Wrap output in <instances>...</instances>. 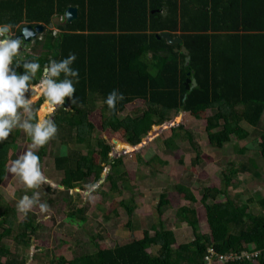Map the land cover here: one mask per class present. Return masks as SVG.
I'll return each mask as SVG.
<instances>
[{"label":"trees","instance_id":"trees-1","mask_svg":"<svg viewBox=\"0 0 264 264\" xmlns=\"http://www.w3.org/2000/svg\"><path fill=\"white\" fill-rule=\"evenodd\" d=\"M70 7L78 9V19L67 26L59 21L55 34L50 25L56 17L64 19ZM38 24L46 27L40 38L30 44L13 41L8 71L4 79L0 75V101L7 104L16 91L32 97L31 88L41 83L45 69L55 63V89L64 103L42 131L37 127L36 112L43 101L34 104L29 133L38 138L26 141L39 144L30 158L33 164L47 157L50 142L60 141L68 149L60 153L57 148L53 157L54 169L62 174L60 188L65 192L83 189L91 178L99 182L105 167H110L106 178L110 191L115 193L119 182L125 181L123 158H112L107 141L95 138L90 115L99 103L103 105L102 129L124 133L126 143L113 141L117 151L123 145L138 146L153 127L170 122L175 113L198 117L210 111L206 133L212 148L223 149L235 136L247 138L243 125L262 127L257 148L264 160V0H0V29L6 27L18 34L22 26ZM161 33L182 42L172 45L160 38ZM183 47L189 52L188 65ZM0 51L3 55V49ZM192 78L197 87L189 91L185 83ZM47 88V82L39 86L38 96ZM138 101L148 109L142 112L137 108L134 117L120 116ZM55 107L44 103L40 126ZM182 130V125L172 130V137L165 142L168 148L177 149L176 139ZM19 136V130L0 126V186L18 150ZM185 138L193 142L187 130L180 140ZM70 143L85 145L88 151L70 150ZM235 148L243 156L248 152L247 148ZM195 150L193 163L197 164L200 153ZM96 154L101 158L99 164L94 161ZM237 173L233 169L229 176ZM225 177L223 188L202 191V204L212 203L207 213L210 236L200 232L196 209L184 206L176 216L192 229L194 239L175 249V233L165 228L161 218L163 207L168 206L166 195H162L154 235L146 231L142 238L135 237L113 249L99 248L92 256L71 260L58 257L48 264H206L209 249L220 255L240 254L251 246L261 252L258 264H264V213L253 214L249 205L229 197L217 202L218 197L228 196L231 179ZM175 190L189 202H197L190 187L177 185ZM258 204L264 210V198ZM121 205L126 207V202ZM133 213L128 207V215ZM0 221V264H27V259L11 252L5 240H12L16 249H31L41 229L36 218L18 223L15 209L0 202ZM66 222L81 227L86 223L84 210L70 211ZM155 246L158 252H149Z\"/></svg>","mask_w":264,"mask_h":264},{"label":"rangeland","instance_id":"rangeland-1","mask_svg":"<svg viewBox=\"0 0 264 264\" xmlns=\"http://www.w3.org/2000/svg\"><path fill=\"white\" fill-rule=\"evenodd\" d=\"M1 39L0 35V50L3 41ZM8 67L6 52L1 55L0 51V75L3 79ZM48 80L49 77L44 75L41 83L31 88L33 96L30 98L26 93L16 91L7 104L0 101V126H9L10 131L19 130L21 137L18 150L8 163L6 179L0 186V202L15 209L18 223L36 218L41 226L31 249H16V244L12 240H5L11 252H16L21 258L27 259V264H48L58 257L71 260L85 254L92 256L99 248L113 249L132 242L135 237L142 238L146 231L154 235L153 226H157L161 216L158 204L162 195H166L168 201V206L162 210V221L165 222L166 229L172 230L175 236L179 237V244L194 239L188 225L179 222L176 216L178 210L184 206L196 209L200 232L204 236H210L211 230L207 225L206 216L209 211L208 205L212 203L202 204V191L204 188H223L225 176L231 179L228 196L218 197L217 202H224L229 197L240 205H249V211L253 214L264 213L258 204V200L264 197V160L260 159L257 148L262 127L253 129L243 125L249 136L247 138L235 136L230 144L218 150L211 147L207 138L206 126L210 111L198 117L188 113H175L170 122L162 125L157 137L145 144L142 149L136 151L127 145L121 146L119 157L116 158H123L121 172L125 174L123 177L125 181L119 182L120 188L115 193L110 191V183L106 182L110 167L104 168L102 180L99 182L91 178L83 184V189L65 192L60 188L62 174L54 169L53 157L57 148L60 149V153L64 151L67 153L68 149L63 148L60 141L50 142L47 145V157L42 163L33 164L30 158L38 150L39 144L33 145L26 141L28 137L38 138L36 134L29 133L28 120L35 112L34 104L43 101L36 112L39 131L50 124L51 114H55L63 105L56 106L40 126L41 107L51 95L58 94L54 88H47L45 93L38 96L37 88L42 87ZM48 85L47 83V87ZM4 93L8 97L9 90L6 89ZM137 108L142 109V112L148 109L146 104L140 101L127 106L120 116L134 117ZM102 109L103 105L99 103L90 115V121L96 128L95 138L105 139L114 151L113 141L119 139L125 142L124 133L102 129ZM180 125L184 126V130L178 132L180 136L182 137L187 130L192 134L193 142L186 138L180 140V137L176 139L177 149L172 150L165 142L172 137V130ZM236 146L248 149L245 156L237 153ZM195 147L200 153L197 164L193 163L197 156ZM69 149L84 153L88 151L85 145L75 146L73 143H70ZM124 151L127 154H124ZM94 161L96 164L101 163L100 156L96 154ZM233 169L238 173L229 176ZM123 184L127 187L125 188ZM177 185L190 187L197 202L191 203L186 200L183 194L175 190ZM122 201L126 202V207L121 205ZM128 207L134 210L132 216L128 215ZM77 209H83L86 217V223L81 227L66 222L68 213ZM176 247L177 244L174 248ZM149 252L155 254L153 250Z\"/></svg>","mask_w":264,"mask_h":264},{"label":"water","instance_id":"water-1","mask_svg":"<svg viewBox=\"0 0 264 264\" xmlns=\"http://www.w3.org/2000/svg\"><path fill=\"white\" fill-rule=\"evenodd\" d=\"M78 16H79V12H78V9L76 7L68 8L64 14L65 23L63 25L67 26V23H71V22L77 20ZM59 20L60 19L58 17L54 18L53 23L50 25V28H52L53 26L59 27ZM3 31L6 32L7 28H3ZM45 32H46V27L43 24H38L36 26H34V25L22 26L20 28L19 34L14 36V40H15V42L23 41L25 44H30L33 41L37 40L40 36L44 35ZM160 38L167 40L172 45L176 44V43L180 44L182 42L180 39H172L171 35L169 33H161ZM182 53H184L187 56L186 57V65H188L190 62L189 52L185 47H183ZM54 71H55V63L51 64V69H45V71H44V74H46L50 79L49 86L51 88L52 87L55 88V86H56L55 81L53 80ZM185 85H186V88L189 91H191L197 87V81L194 78L188 79L186 81ZM51 99L52 98H49L48 101L54 102V100H51ZM60 99L64 102L63 97H60ZM53 116H54V114H51V117H53ZM162 127L163 126L153 127L151 132L142 140L141 144H139L138 146H132L134 148V150L137 151L138 149H142L145 144H148L151 140H154L157 137L160 130H162ZM112 153H113L111 155L112 158L119 157V151L114 150ZM124 154H127L126 151H124Z\"/></svg>","mask_w":264,"mask_h":264},{"label":"built area","instance_id":"built-area-1","mask_svg":"<svg viewBox=\"0 0 264 264\" xmlns=\"http://www.w3.org/2000/svg\"><path fill=\"white\" fill-rule=\"evenodd\" d=\"M9 46L6 51V57L10 58L12 53V45L11 43H7ZM54 97H56V102H59L58 95L55 94ZM261 254L260 251H257L254 249V247L251 246L250 250L242 251L240 254L236 253H229L225 255L217 254L213 249L208 250V255L205 258L206 264H230L232 262H240V261H250L253 264L258 263V257Z\"/></svg>","mask_w":264,"mask_h":264},{"label":"clouds","instance_id":"clouds-1","mask_svg":"<svg viewBox=\"0 0 264 264\" xmlns=\"http://www.w3.org/2000/svg\"><path fill=\"white\" fill-rule=\"evenodd\" d=\"M60 20L59 21H62L63 23H65V18L63 19V17L62 18H59ZM53 27H55V26H53ZM6 28V27H5ZM20 31V30H19ZM2 32V33H1ZM57 32H59V28L58 27H55V34L57 33ZM0 35L2 36V39L1 40H6V45L5 46H1V49H3V54H4V52H6L7 51V48H8V44L7 43H11V45H12V53L14 54V52H13V48H14V36H16V34H13V33H11V31H10V29H8L7 28V31L6 32H4L3 31V28L2 29H0ZM40 38V37H39ZM13 56V55H12ZM11 56V57H12ZM10 57V58H11ZM10 58H7L6 57V59L8 60V63H10ZM4 60H5V57H4ZM4 68V67H3ZM44 75H46V74H44ZM49 81H50V79L48 80V84H49ZM48 88L50 89L51 87L48 85ZM53 88V87H52ZM54 90L56 91V89L54 88ZM58 95V98L60 99V97H62V96H60L59 94H57ZM54 96V95H53ZM51 98V97H50ZM63 100H64V98H63ZM64 102L62 101V102H56V106H59V104L60 105H62ZM132 147V146H131ZM134 149V148H133ZM114 150V149H113ZM113 152V151H112ZM124 153V152H123ZM229 254V253H228Z\"/></svg>","mask_w":264,"mask_h":264},{"label":"crops","instance_id":"crops-1","mask_svg":"<svg viewBox=\"0 0 264 264\" xmlns=\"http://www.w3.org/2000/svg\"><path fill=\"white\" fill-rule=\"evenodd\" d=\"M138 102H140V101H138ZM142 103H144L143 101H141ZM145 104V103H144ZM147 106V105H146ZM256 168L258 169V167L256 166ZM264 198V197H263ZM206 220H207V216H206ZM208 225V224H207ZM190 227L188 226V229H189ZM191 229V228H190ZM154 230V229H153ZM154 232H155V230H154ZM184 232V231H183ZM190 233H192V229L190 230ZM210 234H211V232H210ZM177 236H178V234H176ZM178 238L179 237H176V239H177V247L176 248H178L179 246H180V244L178 243ZM158 247L157 246H155L153 249H151V250H153L154 251V253L156 254L157 252H158Z\"/></svg>","mask_w":264,"mask_h":264},{"label":"bare ground","instance_id":"bare-ground-1","mask_svg":"<svg viewBox=\"0 0 264 264\" xmlns=\"http://www.w3.org/2000/svg\"><path fill=\"white\" fill-rule=\"evenodd\" d=\"M2 46H5L6 45V40H3L2 41V44H1ZM45 84H46V82H45ZM54 93V92H53ZM51 97H52V99L51 100H54V102H50V101H46V103H48L49 105H51V106H55L56 105V97H54L53 95H51ZM59 100V99H58ZM59 102H62V101H59ZM42 108V107H41ZM54 111V110H53ZM52 111V112H53ZM51 112V113H52Z\"/></svg>","mask_w":264,"mask_h":264},{"label":"flooded vegetation","instance_id":"flooded-vegetation-1","mask_svg":"<svg viewBox=\"0 0 264 264\" xmlns=\"http://www.w3.org/2000/svg\"><path fill=\"white\" fill-rule=\"evenodd\" d=\"M19 34V33H18ZM18 34H16V35H18Z\"/></svg>","mask_w":264,"mask_h":264}]
</instances>
